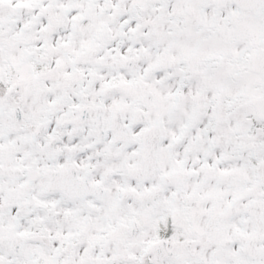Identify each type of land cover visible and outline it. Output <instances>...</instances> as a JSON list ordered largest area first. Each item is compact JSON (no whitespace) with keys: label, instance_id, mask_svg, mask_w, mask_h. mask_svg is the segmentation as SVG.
<instances>
[{"label":"snow or ice","instance_id":"obj_1","mask_svg":"<svg viewBox=\"0 0 264 264\" xmlns=\"http://www.w3.org/2000/svg\"><path fill=\"white\" fill-rule=\"evenodd\" d=\"M0 264H264V0H0Z\"/></svg>","mask_w":264,"mask_h":264}]
</instances>
